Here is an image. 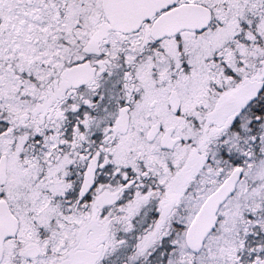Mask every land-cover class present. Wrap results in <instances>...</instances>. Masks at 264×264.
Here are the masks:
<instances>
[{"label":"snow or ice","instance_id":"6c2138e0","mask_svg":"<svg viewBox=\"0 0 264 264\" xmlns=\"http://www.w3.org/2000/svg\"><path fill=\"white\" fill-rule=\"evenodd\" d=\"M0 264H264V0H0Z\"/></svg>","mask_w":264,"mask_h":264}]
</instances>
